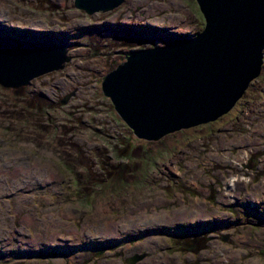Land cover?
Instances as JSON below:
<instances>
[{
	"label": "rangeland",
	"instance_id": "374dc122",
	"mask_svg": "<svg viewBox=\"0 0 264 264\" xmlns=\"http://www.w3.org/2000/svg\"><path fill=\"white\" fill-rule=\"evenodd\" d=\"M198 10L195 0H126L114 11L89 15L76 8L74 0H0V20L7 24L47 30L57 37L64 30L78 38L70 47L72 59L66 68L38 78L37 89L23 87L28 95L0 85V155L11 156L21 147L31 155L27 162L14 160V172H0V264H108L113 259L129 264L132 249L146 239L163 255L167 246L168 253L180 251L184 264H255L256 259L264 264V212L255 217L243 212L241 205L248 200V188L264 184V73L229 113L185 129L183 135L179 131L163 137L168 142L163 152L169 156L150 165L142 179L136 171L125 188L116 190L105 178L113 166L119 170V161L112 158L120 160L119 149L133 134L103 94V76L112 70L114 61L118 65L124 60L119 50H129L125 43L132 37L143 34L154 41L143 46H151L169 38L159 33L158 26L177 32L203 28ZM94 49L98 54L93 55ZM258 137L261 140L254 143ZM149 142L137 138L135 146L139 149ZM225 151L240 157L224 163L218 155ZM47 163H53L55 177L45 182ZM140 168L141 176L139 163ZM247 174L253 179L251 186L233 188L231 195L241 199L227 203L228 180L245 175L249 180ZM160 195L167 202L156 206L158 213L188 205L183 213L191 216L165 224L185 226L217 211L228 214L229 226L242 223L236 230L204 236L206 244L188 251L171 246L176 241L166 234L158 239L161 226L156 225L104 237L107 221L129 225L124 221L127 216L139 220L132 209H142ZM259 196L264 206V190ZM192 198L207 206L200 215L192 207ZM23 217L30 222L24 223ZM68 227L76 233L66 232ZM51 232L58 237L55 241L50 240ZM27 238L34 239L30 247L24 242ZM85 240L95 244L84 246ZM226 248L240 249L242 254L228 260ZM142 252L147 251L137 249ZM218 258L224 259L218 262ZM138 262L143 264L144 259Z\"/></svg>",
	"mask_w": 264,
	"mask_h": 264
},
{
	"label": "water",
	"instance_id": "95a60500",
	"mask_svg": "<svg viewBox=\"0 0 264 264\" xmlns=\"http://www.w3.org/2000/svg\"><path fill=\"white\" fill-rule=\"evenodd\" d=\"M125 1L74 0V5L93 15L114 11ZM195 1L205 20L201 31L171 33L166 28L172 34L169 40L151 46H143L151 39L132 37L127 42L140 47L124 51V60L102 78L103 94L136 138L159 141L215 121L244 98L262 73L264 0ZM59 35L62 37L0 20V85L10 89L32 87L36 79L65 69L72 59L70 47L78 38L64 30ZM94 50L93 55L98 54ZM186 226L174 227V235L180 237L178 244L187 243L180 240ZM144 241L132 249L129 264H141V259L148 264L171 262L169 255H163L153 244L145 248L147 252L134 256L138 248L143 249ZM226 251L227 258L233 253L237 259L238 249Z\"/></svg>",
	"mask_w": 264,
	"mask_h": 264
},
{
	"label": "bare ground",
	"instance_id": "6f19581e",
	"mask_svg": "<svg viewBox=\"0 0 264 264\" xmlns=\"http://www.w3.org/2000/svg\"><path fill=\"white\" fill-rule=\"evenodd\" d=\"M73 72L70 73L71 76H73ZM260 140V139H259ZM259 142L258 140H254V143H257ZM3 149L0 148V153H2ZM218 157L224 162V163H233L234 161H236V157H240V156H231L230 153L228 151H225L224 154H220L218 155ZM0 158H2V156L0 155ZM17 159H25L27 161L30 160V156H25V155H21L19 153H17V151H14L13 154L11 156H8L4 159V164L1 165L0 167V172L2 173H9V172H14V169H12V164L14 162V160H17ZM39 164V163H38ZM53 163H47L45 164L46 168H47V171H48V174H47V177L45 178V182L47 181H51L54 177H55V171L52 167ZM33 166H37V164H33ZM26 167H30V165L26 166ZM247 176H243L241 178H236V179H230V182H231V187H229L228 189H232L234 187H238L239 185H242L241 188H245L249 186V181L248 179H246ZM250 180H253L252 178H250ZM196 180L192 181L191 183H194ZM262 182V181H261ZM261 182H259V184L257 185H253V188L250 189L248 188L247 190V195L252 198L253 196H258L263 190H264V184H260ZM259 186V188H258ZM257 190V192L255 193H251L253 190ZM165 194H166V189H165ZM204 192H206L204 190ZM230 194V193H228ZM196 203L198 204V206L195 205V203H193V207L196 208V212L197 214H199V212L205 208H207V206L203 203H199V200L196 199L195 200ZM167 202V199L160 195L158 197H156L154 200H149L148 204L147 205H143L142 209H141V206L140 207H135V209H132L133 212L135 213H138L137 216L139 218V220H131L132 217L130 216H127V220L124 219V221L128 222L129 225H122L121 224H117L115 222V220H110V221H107L106 222V228H107V231L105 232V234H107V236H104V237H108L110 234L111 237H113L114 235L112 233L114 232H119V233H123V232H128L130 230H135V231H138L140 230V228H148V227H152L154 225H156L157 223L158 224H165L167 222H171V220L173 218H176V219H186V218H190L191 216L189 214H186V213H183V211H186L187 210V206L184 205L180 210H174V211H171V210H163L161 213H158L156 211V206H162L164 205L165 203ZM147 209L150 210V211H154L153 214H149L147 212ZM105 212H107L106 209H104ZM177 211V212H176ZM188 213V211H187ZM135 214H133V218L135 217L134 216ZM256 216H259V214H256ZM95 217V216H94ZM211 219L209 218V221ZM22 221L24 223H29L30 222V218L29 217H23L22 218ZM204 222L208 225V221L205 219ZM57 224H60L59 221H56ZM88 226V222L85 224V227L86 228ZM65 231V230H64ZM66 232H72L73 234L76 233L75 230H71L70 227H68L66 229ZM65 233V232H64ZM79 234V233H78ZM57 235L56 233H50V240L52 241H55L57 239ZM161 240V238H158ZM149 241H144L143 242V245H142V248L145 249V248H148L150 247L153 242L148 239ZM24 242L27 246H31L33 245L34 243V239L33 238H27V240L25 241L24 239ZM248 242V241H246ZM245 242V243H246ZM140 242H138L137 244H139ZM82 245L84 246H91L93 244H95V242H90L89 240H85V241H82L81 242ZM136 244V245H137ZM154 245V244H153ZM133 248V247H132ZM238 255H237V259L240 257V255L242 254V250L238 249ZM134 256H139V253H135ZM228 260H231V261H234L235 260V257H234V254L231 253L230 256L227 258ZM222 263V262H221ZM254 263L255 264H263L261 261H259L258 259L254 260ZM113 264H123L121 260H118L117 263H113Z\"/></svg>",
	"mask_w": 264,
	"mask_h": 264
},
{
	"label": "trees",
	"instance_id": "16d2710c",
	"mask_svg": "<svg viewBox=\"0 0 264 264\" xmlns=\"http://www.w3.org/2000/svg\"><path fill=\"white\" fill-rule=\"evenodd\" d=\"M116 65L117 63L114 61L112 64V69L115 68ZM13 90L18 93L22 92V94L26 93V95H28L25 88H18ZM40 99L44 98L40 97ZM182 131L181 134L183 135ZM136 140L137 138L134 135L128 137L126 142L121 145V148L119 149L120 156L118 159L120 160L112 158L114 159L113 162L119 161V170L117 171V166H113L114 170L108 173L107 177L105 178L108 180V184L114 185V189L116 190H122L123 188H125L127 181H131L130 175H133L136 171H139L136 174L138 176L137 178H141L142 176L144 177L146 175V170L149 168L150 165L153 164L156 166L160 161L163 160L162 158H164L165 160L169 156L168 154H164L163 152V148L168 146V142L164 138L160 139L159 141H150L148 146L140 144L139 149L135 146ZM139 163L143 166L142 172H144L141 176V168L137 169V165ZM112 180L114 182H112ZM187 240L188 241L184 244V247L187 249L192 248L196 250L202 247L203 244H206L207 237L196 236L195 238H188Z\"/></svg>",
	"mask_w": 264,
	"mask_h": 264
},
{
	"label": "built area",
	"instance_id": "2783aa9c",
	"mask_svg": "<svg viewBox=\"0 0 264 264\" xmlns=\"http://www.w3.org/2000/svg\"><path fill=\"white\" fill-rule=\"evenodd\" d=\"M39 87H40V82H38V80L36 79L34 81V84L32 85V88L33 89H37ZM257 101H258V99L254 100V101H251L248 107L251 108V106L253 104H255ZM263 136H264V133H263ZM259 139L261 140V138H259V137L257 139H255V140L260 141ZM248 177L250 179V175H248ZM246 179H248V178H246ZM227 185H231L230 180H228V184ZM225 188H226V186H225ZM208 190H209L208 188L205 189L206 192ZM228 193H230V194H228ZM232 193H233V190L229 189V192H227L226 195H225V197H228L225 200L226 202L227 201L228 202L229 201H232V202L235 201V199L233 198V195H231ZM196 199L199 200V198H192V201L197 206L198 204L195 201ZM251 199H252L253 205H251L249 208L245 209L243 212H246L249 215H254L256 217V214H260V212H264L263 211V207L264 206L260 205L259 202L257 201V199L254 196ZM199 203L201 205V203H203V202H201L199 200ZM192 207H193V205H192ZM186 208L188 209V205H187ZM205 209H207V208H205ZM205 209H203V210H205ZM203 210H201V211H203ZM200 212H199V214H197V212H196V215H200ZM221 213H224V214H221ZM227 217H228V214L226 212L217 211L215 213H211L206 218V220L208 221V225L204 222L205 219L203 221L194 220L193 223H189L188 222L186 224L187 225L186 226V230L183 233V236H182V238L180 240L184 239L185 237L194 238L196 236V234H199V235L201 234V236H207L208 237V235L210 233H215L216 232V233L221 234V233H223V232H225L227 230H230V229L236 230V225L239 224V223H242V222L238 221L237 224H235L234 226H229L228 222L226 221ZM209 218L211 219L210 221H209ZM158 226H161V227H158ZM155 227H158L157 233H158L159 236L161 234H167L169 238H173L174 240H177L178 238H180V237H177V236L174 235V233L176 232L175 228H174V225L173 226H165L163 224H158L157 223ZM235 233L236 232H234V234ZM171 246H173V247H181V245H174V244H172ZM167 248H168V246H167ZM167 248L165 249V253H166V255H169V257L171 258V263L172 264H184V260H183L184 256L182 255V253L180 251H177V252H174V253H168ZM231 249H235V248H231ZM186 251H188V249H186Z\"/></svg>",
	"mask_w": 264,
	"mask_h": 264
},
{
	"label": "flooded vegetation",
	"instance_id": "af4514ba",
	"mask_svg": "<svg viewBox=\"0 0 264 264\" xmlns=\"http://www.w3.org/2000/svg\"><path fill=\"white\" fill-rule=\"evenodd\" d=\"M204 18V17H203ZM6 23V22H5ZM109 23H107V25H108ZM204 25H205V20H204ZM158 26V25H157ZM159 28H157L158 30H159V33H166V34H168V36H170V35H172L171 33L172 32H174L175 30H173V29H171V27H168V26H158ZM166 28H170V30H171V33H168L167 31H166ZM203 28H204V26H203ZM203 28H199V29H197V32L196 31H193V33L195 34V33H198L199 31H201ZM154 35V34H153ZM136 38H146V37H143V34L141 35V36H139V37H136ZM149 39V38H148ZM169 40V38L168 39H166V40H164V41H168ZM151 43H154V41H151ZM126 44V43H125ZM125 46H129V49H131V48H137V47H140V46H138L136 43H134V44H132L131 42H127V44L125 45ZM120 51V54L122 55L121 57L122 58H124V54H123V52H124V50L123 49H120L119 50ZM264 73V67H263V69H262V74ZM244 98H245V96H244ZM242 99V100H240L239 102H238V105L240 104V103H242L245 99ZM245 103V102H244ZM243 103V104H244ZM237 106V105H236ZM235 106V107H236ZM15 130H13L12 132H14ZM17 153H19V154H21V155H25V156H30V158H31V155H30V151H29V149H27V148H23V147H21L20 148V150H18V152ZM2 156V155H1ZM9 156V155H8ZM8 156H6V157H8ZM6 157H3L2 156V158L3 159H5ZM2 158H0V167H1V165H3L4 163H2ZM17 160H20L21 162H27V160H25V159H17ZM13 164H12V168H13ZM247 175H249V174H247ZM248 181H250L249 183H251L252 184V181L253 180H248ZM251 184H249V186H251ZM254 185V184H253ZM232 190H233V188H232ZM248 190V189H247ZM255 192H257V190H253L251 193H255ZM256 199H258V202L260 203V202H262L261 201V199L259 198L260 196L258 195V196H254ZM233 198L235 199V201L237 202V200L238 199H241V197H239V196H237L236 194H234L233 195ZM243 207H245L244 208V210L245 209H247V208H249L251 205H253V202H252V199L250 198V197H248V200L247 201H244L243 202V200H242V204H241Z\"/></svg>",
	"mask_w": 264,
	"mask_h": 264
}]
</instances>
